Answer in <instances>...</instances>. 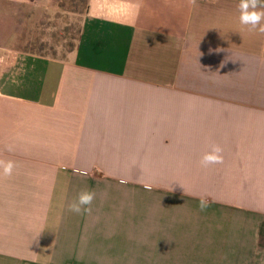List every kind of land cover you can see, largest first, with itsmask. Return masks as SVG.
I'll return each mask as SVG.
<instances>
[{"label": "crops", "instance_id": "crops-1", "mask_svg": "<svg viewBox=\"0 0 264 264\" xmlns=\"http://www.w3.org/2000/svg\"><path fill=\"white\" fill-rule=\"evenodd\" d=\"M61 1L0 0L8 36ZM239 3L89 0L68 58L8 55L0 264H264V33Z\"/></svg>", "mask_w": 264, "mask_h": 264}, {"label": "rangeland", "instance_id": "rangeland-1", "mask_svg": "<svg viewBox=\"0 0 264 264\" xmlns=\"http://www.w3.org/2000/svg\"><path fill=\"white\" fill-rule=\"evenodd\" d=\"M68 2L64 8L53 12L33 15L27 25L30 37L8 36L17 22L13 15L0 14V64L13 52L27 51L47 57L66 59L77 45L86 9L83 3L75 8ZM15 48V49H11Z\"/></svg>", "mask_w": 264, "mask_h": 264}, {"label": "clouds", "instance_id": "clouds-1", "mask_svg": "<svg viewBox=\"0 0 264 264\" xmlns=\"http://www.w3.org/2000/svg\"><path fill=\"white\" fill-rule=\"evenodd\" d=\"M189 5H195L196 0H188ZM239 21L243 26H247L248 30L264 33V0H240L239 3ZM8 150L12 151L11 145ZM223 149L219 145H212L211 150L205 152L200 160V164L207 168L210 165L219 164L223 161ZM16 164L13 161L0 160V176H11ZM150 189V185H145ZM95 198L93 191H82L78 197L69 204V210L77 214L91 213L92 202ZM200 209L205 210L208 207V201L204 198L200 199Z\"/></svg>", "mask_w": 264, "mask_h": 264}, {"label": "trees", "instance_id": "trees-1", "mask_svg": "<svg viewBox=\"0 0 264 264\" xmlns=\"http://www.w3.org/2000/svg\"><path fill=\"white\" fill-rule=\"evenodd\" d=\"M72 3L74 4L73 6L76 8L79 3H83L86 9V12L88 10V6H89V0H62L61 3L59 4V8H64V6L66 5V3ZM80 33H81V28H80ZM80 33H79V37H80ZM79 40V38H78Z\"/></svg>", "mask_w": 264, "mask_h": 264}]
</instances>
